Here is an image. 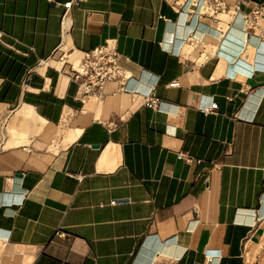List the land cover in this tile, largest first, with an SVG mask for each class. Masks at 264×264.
Wrapping results in <instances>:
<instances>
[{"label": "crops", "instance_id": "crops-1", "mask_svg": "<svg viewBox=\"0 0 264 264\" xmlns=\"http://www.w3.org/2000/svg\"><path fill=\"white\" fill-rule=\"evenodd\" d=\"M225 2L0 0V264H264V0ZM107 43L99 95L49 61Z\"/></svg>", "mask_w": 264, "mask_h": 264}, {"label": "built area", "instance_id": "built-area-1", "mask_svg": "<svg viewBox=\"0 0 264 264\" xmlns=\"http://www.w3.org/2000/svg\"><path fill=\"white\" fill-rule=\"evenodd\" d=\"M198 2V13L207 15L214 20L219 13L227 10L225 0H198ZM194 4L193 6H195ZM70 5L71 2L64 4V7L68 9ZM260 17L264 18V3L257 6L249 14L242 16L244 29L247 28L248 31H251L257 27ZM119 60L120 55L115 47L107 43L104 46L83 53L80 63L81 72L73 71L71 79L79 83L84 95H99L106 82L115 81L123 85V82L127 79ZM154 103L155 100H148L150 106H153ZM216 106V104H212L210 109H215Z\"/></svg>", "mask_w": 264, "mask_h": 264}, {"label": "rangeland", "instance_id": "rangeland-1", "mask_svg": "<svg viewBox=\"0 0 264 264\" xmlns=\"http://www.w3.org/2000/svg\"><path fill=\"white\" fill-rule=\"evenodd\" d=\"M71 51H67V54H71ZM80 59L82 57L81 54H79ZM79 59H73L72 61H76ZM51 61V65L54 66L55 69L59 71L60 74L66 75L69 78H72L73 70L71 65L67 62V59L64 58V53L61 50L56 51L54 55L49 60Z\"/></svg>", "mask_w": 264, "mask_h": 264}, {"label": "bare ground", "instance_id": "bare-ground-1", "mask_svg": "<svg viewBox=\"0 0 264 264\" xmlns=\"http://www.w3.org/2000/svg\"><path fill=\"white\" fill-rule=\"evenodd\" d=\"M81 58H82V57H81ZM80 63H81V59L78 60L76 67H74L73 64H71L72 70H73V71H76V72H78V73H80V72H81V66H80Z\"/></svg>", "mask_w": 264, "mask_h": 264}]
</instances>
